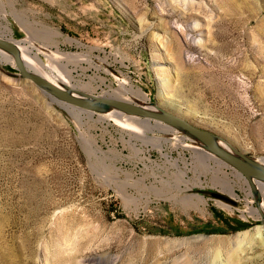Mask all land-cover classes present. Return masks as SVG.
<instances>
[{
  "label": "rangeland",
  "instance_id": "rangeland-1",
  "mask_svg": "<svg viewBox=\"0 0 264 264\" xmlns=\"http://www.w3.org/2000/svg\"><path fill=\"white\" fill-rule=\"evenodd\" d=\"M0 37L31 47L23 59L49 79L164 109L264 163V0H0ZM10 57L0 50V264H264L249 210L263 200L230 165L204 168L163 122L128 116L130 130L123 113L51 100Z\"/></svg>",
  "mask_w": 264,
  "mask_h": 264
},
{
  "label": "water",
  "instance_id": "water-1",
  "mask_svg": "<svg viewBox=\"0 0 264 264\" xmlns=\"http://www.w3.org/2000/svg\"><path fill=\"white\" fill-rule=\"evenodd\" d=\"M0 50L5 51L12 56L14 66L21 78L32 81L44 93L48 94L51 100L80 110L101 113L114 110L129 116H140L147 119H153L183 131L185 135L196 141L199 147L204 149V151L227 163L242 175L248 181L251 191L256 199H261L260 194L255 189L254 181L255 183H264V163L249 158L235 147L230 146L231 151L223 148L217 143L218 138L213 132L200 128L188 120L158 107H155V109L145 108L109 96L85 94L78 90H70L66 87H60L30 71L22 60L17 45L2 37H0ZM256 205L258 206V204ZM259 212L263 219L264 214L260 209ZM261 221V224H264V221Z\"/></svg>",
  "mask_w": 264,
  "mask_h": 264
},
{
  "label": "bare ground",
  "instance_id": "bare-ground-1",
  "mask_svg": "<svg viewBox=\"0 0 264 264\" xmlns=\"http://www.w3.org/2000/svg\"><path fill=\"white\" fill-rule=\"evenodd\" d=\"M17 48H18V50H19V53H20V55H21V58H22V60L24 61V63H25V65L27 66V68L30 70V71H32V72H34V73H36V74H38V75H40V76H42L43 78H45L46 80H48V81H50V82H52V83H54V84H56V85H58V86H60V87H66V88H68V89H70V90H75L74 88H72V87H76L77 85L76 84H74V83H72L71 82V80L69 79V78H66V77H63V76H60V75H57L56 76V79L55 80H52V79H49L48 77H46L43 73H42V71H41V69L39 68L40 66H44V65H41L40 64V62H39V60L37 59V57H28V60H24L23 59V56H22V53L24 54V55H30V52H31V47H28V50L26 51V50H22L20 47H18V45H17ZM25 51V52H24ZM26 53V54H25ZM45 54V53H44ZM9 57V56H8ZM11 58V57H10ZM9 59V58H8ZM12 59V58H11ZM11 59H9L10 61H11ZM13 60V59H12ZM48 66V65H47ZM42 73V74H41ZM55 74V73H54ZM61 83V84H60ZM121 85V87L123 88V89H127L126 87H125V85L124 84H120ZM71 86V87H70ZM82 86V85H81ZM128 90H130L131 91V93L133 94V95H135L136 97H138V98H140L141 99V101H143V102H146V101H148V99L142 94V92L139 90V89H137V90H133V89H131V88H129ZM126 93V92H125ZM128 93V92H127ZM137 98V99H138ZM133 102V101H132ZM143 107H145V108H150V106L149 105H147V104H145V105H142ZM152 108H154V107H152ZM155 109V108H154ZM106 113H109V114H111V116H118V117H120V114L117 112V111H114V110H112V111H109V112H106ZM105 113V114H106ZM128 116L129 115H127L124 119L123 118H121V120L122 121H119L118 123L119 124H121L122 126H123V128H125V129H130V130H133L134 128V126L132 125V124H130L131 122L133 123V121L131 120V119H129L128 118ZM129 117H134V116H129ZM133 128V129H132ZM178 140L179 139H176V142L178 143ZM196 142V141H195ZM217 143L220 145V146H222L223 148H225V149H228L229 151H231V149H230V146H228L227 144H225L224 142H222V141H220V140H218L217 139ZM230 145V144H229ZM185 148H189V149H191V151H193L194 153H200L201 151L203 152V155L205 156L204 157V159L203 160H201V163H202V165L201 166H203L204 168H211V165H210V163L208 162V160H213L214 159V157L211 155V154H209V153H207L206 151H204V149H202L201 147H199V146H197V145H189V144H184L183 145ZM237 149H239V148H237ZM240 150V149H239ZM240 151H242V150H240ZM201 152V153H202ZM243 152V151H242ZM200 153V154H201ZM202 155V156H203ZM171 158V157H170ZM215 160V159H214ZM216 161V160H215ZM260 161H263L264 162V158H262V159H260ZM217 162V161H216ZM174 163H175V161H174ZM212 169V168H211ZM219 171H221L223 174H225V175H227V173L226 172H224V171H222V170H219ZM232 173V172H231ZM234 177H236L235 179L236 180H242L243 181V184L245 185V187H244V190L245 191H248L249 189H250V185H249V183L247 182V181H245L244 180V178H242L239 174H235V176ZM234 180V179H233ZM235 182V181H234ZM238 182V181H237ZM241 184V183H240ZM254 186H255V189L258 191V193L260 194V196H261V198H262V203H263V205H262V209L264 208V183H254ZM229 188H230V192L232 193V194H235L234 193V190H233V186L232 185H229ZM181 202H182V200H181ZM183 204H184V201L182 202ZM188 203H189V201H188ZM187 204V203H186ZM258 209V208H257ZM257 209H254V208H250L249 210H250V212L251 213H253V214H256V216L257 217H259V210H257ZM259 209H260V211L262 212V210H261V207L259 206ZM263 213V212H262ZM264 214V213H263ZM263 220H264V217H263ZM261 227L260 226H256L253 230H251V231H249V230H245V231H243V232H239V233H237V234H235L232 238L234 239V240H247V239H254V238H257V237H259L260 235H261Z\"/></svg>",
  "mask_w": 264,
  "mask_h": 264
}]
</instances>
